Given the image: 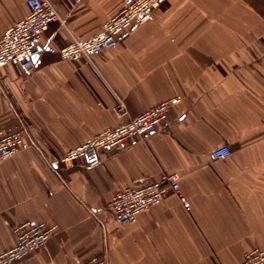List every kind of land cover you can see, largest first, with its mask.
Here are the masks:
<instances>
[{
    "label": "crops",
    "instance_id": "0c3cea01",
    "mask_svg": "<svg viewBox=\"0 0 264 264\" xmlns=\"http://www.w3.org/2000/svg\"><path fill=\"white\" fill-rule=\"evenodd\" d=\"M66 20L45 44L96 33L122 0H52ZM0 0V34L27 13ZM181 96L157 131L103 152L97 162L55 164L68 149L130 115ZM21 124L31 145L0 162V252L14 227L57 224L46 246L18 264H238L264 248V0H167L154 18L86 59L45 47L25 71L0 70V129ZM231 149L221 159L213 152ZM180 174L178 196L120 223L109 208L128 185Z\"/></svg>",
    "mask_w": 264,
    "mask_h": 264
},
{
    "label": "built area",
    "instance_id": "2783aa9c",
    "mask_svg": "<svg viewBox=\"0 0 264 264\" xmlns=\"http://www.w3.org/2000/svg\"><path fill=\"white\" fill-rule=\"evenodd\" d=\"M167 0H122L119 11L103 22L101 28L91 36L76 37L55 47L45 44L44 35L50 23L66 20L60 15L52 0H26L27 13L0 34V70L7 64H15L27 71L35 63L44 47L56 52L63 59H86L92 62L93 54L115 47L120 38L135 27L152 20L156 9ZM181 100V96L167 98L137 115H130L123 99L117 98L113 107L115 114L125 120L115 127L106 128L87 138L78 146L68 149L53 163H69L79 159L97 162L108 150L144 140L155 133L166 120L169 110ZM31 145L23 126L19 123L0 129V162L15 156ZM231 149L224 145L216 148L217 159L229 156ZM178 172H163L158 179L138 185H128L115 191L109 203L115 218L120 223L134 222L147 208L162 203L169 195H176L186 209L191 203L180 189ZM57 224L45 221H28L14 227L17 242L11 248L0 252V264H18L28 255L44 248L57 231ZM78 264H108L103 256H92ZM219 264V263H217ZM238 264H264V248L247 251Z\"/></svg>",
    "mask_w": 264,
    "mask_h": 264
}]
</instances>
